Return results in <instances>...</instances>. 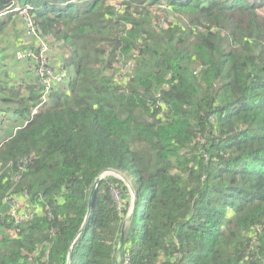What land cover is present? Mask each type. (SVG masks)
Listing matches in <instances>:
<instances>
[{
  "label": "trees",
  "instance_id": "1",
  "mask_svg": "<svg viewBox=\"0 0 264 264\" xmlns=\"http://www.w3.org/2000/svg\"><path fill=\"white\" fill-rule=\"evenodd\" d=\"M119 4L0 0V63L26 9L71 50L0 71V264H116L133 193L122 264H264V0Z\"/></svg>",
  "mask_w": 264,
  "mask_h": 264
},
{
  "label": "rangeland",
  "instance_id": "2",
  "mask_svg": "<svg viewBox=\"0 0 264 264\" xmlns=\"http://www.w3.org/2000/svg\"><path fill=\"white\" fill-rule=\"evenodd\" d=\"M120 1L121 0H108V3L114 4V6L115 5L119 6ZM261 11L262 10H260V12ZM28 12L29 11L27 9L26 11L18 12L20 14L15 16V18L12 20V22L10 23V29L4 32V33L8 32V38L6 39H9L10 41L8 42L5 39L1 46L4 49L5 47H7V49H5V53L7 54L8 58L14 56L15 53L20 58H23L25 56L31 55L33 52L32 49H35L36 50L35 57H37L39 60L42 61L41 62L42 68L39 69L38 74L41 76V78L44 79L45 77H42V70L49 69V74H48L49 76L47 77V83H48L47 85L50 88L52 79H56L59 81V80H64L65 77H67V74L63 73V70H61L58 57L60 54H63L66 58L69 57V52H71V50L69 49V46L59 45L58 43L55 44V42L52 39L48 40L49 44L43 41L40 43V45L36 47L35 42L33 41L34 39L32 38V36H34L33 25H30L29 23L26 24L23 22V18L28 17L27 15ZM20 16H24V17L21 19ZM49 60H51L50 65H48ZM4 63L5 61H1L0 63L1 72H4V70H2L1 68H5L6 66L7 68L17 66L16 62H14L12 58L9 59L8 62H6V64ZM115 64L121 65L119 71L115 74L119 78H121L123 75L130 73L131 67H133L134 65L132 59H120L117 63L115 62ZM21 65L22 67L17 68L16 71L13 72L16 78H21L20 75H24L23 73L24 63H22ZM11 73L12 72L7 71L5 74L8 78H11L13 75V73L12 74ZM15 107L16 105H13L11 108L13 109ZM2 109L7 110L6 107H3ZM11 113L7 111V114L3 113L2 116L0 115V134L4 132H8L9 130L11 131L12 129L13 131H15L19 126L23 125L26 122L23 119L16 118L13 115V113L12 114ZM107 176H113L115 178H118L121 181H123L124 184L131 187L128 179L120 172L108 171L101 177L106 178ZM112 195L117 203L121 202V199L119 198L120 190L118 189V187L112 188ZM132 195H133L132 200L129 202V209L133 213L134 207L136 209V205H135L136 201L134 199L135 196L134 193ZM15 207L20 209L22 207L24 208V203L20 202V204H16ZM129 215L130 213L128 211L126 217H129ZM126 217L123 218L122 229H124V231L129 226V221H127ZM120 262L121 264L122 262L126 263V261L123 260V257L120 259Z\"/></svg>",
  "mask_w": 264,
  "mask_h": 264
},
{
  "label": "water",
  "instance_id": "3",
  "mask_svg": "<svg viewBox=\"0 0 264 264\" xmlns=\"http://www.w3.org/2000/svg\"><path fill=\"white\" fill-rule=\"evenodd\" d=\"M101 180H102V177H98L94 183L92 190H91V199H90V204H89L90 207H89V211H88V216L90 215V212H91L93 197L96 193V190H97L98 185L101 182ZM135 201H136V197H135ZM135 205H136V203H135ZM134 212H135V207H134L133 213ZM133 213H131L128 218H130ZM88 216H87V218H88ZM124 245H125V231H124V229H122L120 239H119V244H118V257L116 259V264H121L120 259L123 257Z\"/></svg>",
  "mask_w": 264,
  "mask_h": 264
},
{
  "label": "crops",
  "instance_id": "4",
  "mask_svg": "<svg viewBox=\"0 0 264 264\" xmlns=\"http://www.w3.org/2000/svg\"><path fill=\"white\" fill-rule=\"evenodd\" d=\"M10 29V27L8 28V30ZM6 35H7V38H8V32H6ZM8 42L10 41L9 39H6ZM6 41V42H7ZM5 49H7V47H5ZM12 58V60L14 61V56H12V57H7V54L5 53V58H4V60L3 61H5V63L4 64H6V62H8V60L9 59H11ZM2 70H5V69H7V66L5 67V68H1Z\"/></svg>",
  "mask_w": 264,
  "mask_h": 264
},
{
  "label": "built area",
  "instance_id": "5",
  "mask_svg": "<svg viewBox=\"0 0 264 264\" xmlns=\"http://www.w3.org/2000/svg\"><path fill=\"white\" fill-rule=\"evenodd\" d=\"M31 25V24H30ZM59 81H61V80H59ZM48 89H49V87H47ZM46 88V89H47ZM51 88V87H50ZM44 100H47V96H44Z\"/></svg>",
  "mask_w": 264,
  "mask_h": 264
}]
</instances>
